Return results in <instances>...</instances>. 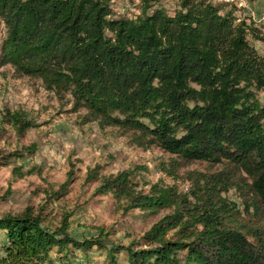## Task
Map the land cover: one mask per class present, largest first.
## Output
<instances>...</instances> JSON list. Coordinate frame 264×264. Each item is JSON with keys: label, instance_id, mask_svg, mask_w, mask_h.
<instances>
[{"label": "trees", "instance_id": "trees-1", "mask_svg": "<svg viewBox=\"0 0 264 264\" xmlns=\"http://www.w3.org/2000/svg\"><path fill=\"white\" fill-rule=\"evenodd\" d=\"M110 1L0 0V64L69 93L73 110L85 111L83 122L159 147L175 169L196 161L219 168L196 172L191 196L160 186L136 190L128 170L90 172L95 193L124 209H170L135 246L111 244L108 264H118L122 251L128 264H264V55L253 44L264 41L263 24L237 17L224 1L179 0L169 14L161 0H138L132 18L115 16ZM6 115L18 135L36 125L24 111ZM33 148L7 152L0 164ZM13 172L23 175L19 166ZM71 181L52 196L66 194ZM231 189L241 206L224 195ZM44 209L0 217V264H41L53 247H102V229L82 240L68 234L67 215L49 231Z\"/></svg>", "mask_w": 264, "mask_h": 264}, {"label": "rangeland", "instance_id": "rangeland-1", "mask_svg": "<svg viewBox=\"0 0 264 264\" xmlns=\"http://www.w3.org/2000/svg\"><path fill=\"white\" fill-rule=\"evenodd\" d=\"M236 6L237 17L247 16L249 8L258 11L264 0H214ZM179 0H161L169 14L178 8ZM115 16L135 17L139 14L138 0H111ZM259 18V17H258ZM255 18V19H258ZM264 19L259 18V22ZM263 32H264V23ZM5 28L0 20V46ZM257 51L264 55V41H253ZM264 103V91L258 92ZM24 111L36 124L18 135L7 122V113ZM84 109L74 111L69 93L57 94L48 90L36 77L16 76L10 65L0 64V160L7 152L21 151L33 145V152L23 150V156L12 157L8 164H0V217L16 214L28 207L43 210L50 220L42 225L49 231L60 227L67 215L66 232L82 240L97 236L102 229V247L92 245L83 251L72 245L58 251L53 247L41 264H108L107 249L111 244L128 245L140 236L170 209L149 214L140 208L124 209L110 194L98 195V181L88 180L96 171L97 176L116 174L121 170L131 172L136 190L144 193L160 186L180 194L190 195L195 173H209L219 165L209 162L180 164L176 169L169 162L170 155L157 146L143 148L136 145L129 133L116 127L101 129L96 122L82 121ZM1 162V161H0ZM19 166L23 175L13 172ZM33 167L31 173L27 171ZM195 175V176H194ZM69 176L72 181L66 194L58 198V190ZM241 206V199L234 190L224 194ZM190 198V197H189ZM4 240L0 230V244ZM118 264H128L122 251L116 256Z\"/></svg>", "mask_w": 264, "mask_h": 264}, {"label": "crops", "instance_id": "crops-1", "mask_svg": "<svg viewBox=\"0 0 264 264\" xmlns=\"http://www.w3.org/2000/svg\"><path fill=\"white\" fill-rule=\"evenodd\" d=\"M247 15L251 16L253 20H255L256 22H259V18L261 19L262 16L264 15V7L259 8L258 11H254L253 8H249V12ZM255 18H258V19H255ZM259 23H264V21H260Z\"/></svg>", "mask_w": 264, "mask_h": 264}, {"label": "built area", "instance_id": "built-area-1", "mask_svg": "<svg viewBox=\"0 0 264 264\" xmlns=\"http://www.w3.org/2000/svg\"><path fill=\"white\" fill-rule=\"evenodd\" d=\"M226 1H228V0H226ZM262 19H264V15L262 16Z\"/></svg>", "mask_w": 264, "mask_h": 264}]
</instances>
